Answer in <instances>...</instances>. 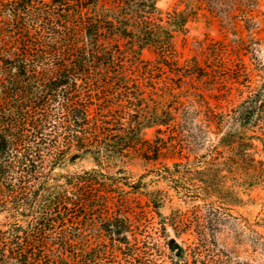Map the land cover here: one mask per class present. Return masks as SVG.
<instances>
[{"label":"trees","instance_id":"trees-1","mask_svg":"<svg viewBox=\"0 0 264 264\" xmlns=\"http://www.w3.org/2000/svg\"><path fill=\"white\" fill-rule=\"evenodd\" d=\"M158 1L0 0V212L8 219L0 226V264H86L98 255L107 257L105 264H113L110 255L119 257L120 264H146V255L154 250L163 264L203 263L208 239L203 232L195 245H184L166 231L163 240L151 244L142 232L146 211L126 207L124 195L100 177L99 167L120 166L132 143L142 145L138 157L148 155L156 162L160 144L143 140L145 125L159 124L158 131L160 124L170 126L180 103L213 110L204 93L170 88L165 96L172 105L162 112L130 107L124 123L127 102L138 105L143 99L133 74L147 75L154 66L140 59L137 40L151 43L157 30L164 34L165 46L172 45L175 32L186 34L190 13L201 6L229 19L240 16L250 29L264 0H194L189 11L166 15ZM197 44L204 55L208 49L229 48L232 61L242 58L249 45L241 37L232 46L208 38ZM190 60L197 74L207 69L198 56ZM263 107L260 86L234 106V125L222 139L243 149L249 137L235 130ZM71 158H91L99 167L55 175L56 166ZM227 169L212 157L179 173L177 181L186 174L194 196L213 207L217 199L236 203L239 197L229 195L226 187ZM55 224L61 227L53 229ZM88 228L98 230L96 245Z\"/></svg>","mask_w":264,"mask_h":264},{"label":"rangeland","instance_id":"rangeland-1","mask_svg":"<svg viewBox=\"0 0 264 264\" xmlns=\"http://www.w3.org/2000/svg\"><path fill=\"white\" fill-rule=\"evenodd\" d=\"M107 1L100 0V3ZM187 1L159 0L158 4L166 15V11H189L195 1ZM255 13L258 22L248 29L240 16L229 19L225 14L201 6L190 13L187 33L175 32L172 45L165 46L164 34L157 30L153 31L151 43L142 42V38L137 40L140 59L154 66L147 75L133 74L139 79L136 90L143 99L138 105H134V101L127 102L122 113L124 123L129 121L130 107L132 110L150 106L153 112L154 108L162 112L168 104L172 105L171 98L165 96L170 88L176 92L197 90L204 93L213 105V110L198 111L195 106L188 108L186 103H180L177 118L170 126L160 124L162 130L158 131L159 124L145 125L143 140L160 144L161 155L156 162L149 160L148 155L138 157L142 145L132 143L129 156L121 160L118 167L105 163L99 167L91 158H71L57 165L54 174L81 173L93 166L99 167L103 173L100 177L109 185L115 183L116 194L124 195L122 203H126V207H142L146 211L142 232L152 241L151 244L163 240L162 234L166 231L184 245H195L201 231L208 239L202 246L204 261L200 264H264V107L250 122L235 130L238 136L249 137L243 149L242 145L233 144L234 141L222 139L234 125V106L260 86L264 97V3ZM240 37L249 45L244 48L242 58L235 61L230 59L229 48L208 49L204 55L197 44V40L208 38L225 40L232 46ZM194 56L202 59L207 67L198 74L189 66ZM124 61L128 71L132 72L130 61ZM232 156L235 158L229 159ZM212 157L220 166L228 168L229 177L225 182L230 190L228 194L237 195L238 202L217 199L213 207L206 203L209 200L194 196L196 192L190 188L186 174L179 177L181 182L177 181L179 173L187 172L188 168L197 167ZM225 161H228L227 166H224ZM170 168L174 171L170 172ZM71 213L77 211L74 209ZM7 220L6 212H0V226ZM53 227L61 226L55 224ZM86 230L92 245H96L98 230ZM128 235L133 236L130 232ZM156 253L154 250L146 255V264H163V259ZM118 259L110 255L108 261L120 264ZM105 261L107 257L98 255L85 263L105 264Z\"/></svg>","mask_w":264,"mask_h":264}]
</instances>
